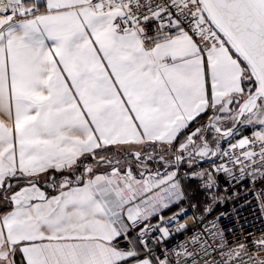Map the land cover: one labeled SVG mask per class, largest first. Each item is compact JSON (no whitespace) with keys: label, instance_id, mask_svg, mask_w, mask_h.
I'll return each mask as SVG.
<instances>
[{"label":"snow or ice","instance_id":"obj_1","mask_svg":"<svg viewBox=\"0 0 264 264\" xmlns=\"http://www.w3.org/2000/svg\"><path fill=\"white\" fill-rule=\"evenodd\" d=\"M241 188L264 215V0H0V264H264L207 219Z\"/></svg>","mask_w":264,"mask_h":264},{"label":"built area","instance_id":"obj_2","mask_svg":"<svg viewBox=\"0 0 264 264\" xmlns=\"http://www.w3.org/2000/svg\"><path fill=\"white\" fill-rule=\"evenodd\" d=\"M257 188H259V185H257ZM221 191H223V186H221ZM237 192L238 195L234 197H232L231 193H228L227 195L231 198L226 199L223 203H219L218 208L207 217V219L212 220L218 214H223L217 223L225 230L226 235L229 237L237 235L245 229L251 230L253 227L259 228L261 227L262 221H264V215L261 213L260 201L256 197V191L253 189L251 192H248L247 188H241L237 189ZM191 215L192 212L189 209L187 216L182 217V219H190ZM201 226L202 222L194 225L190 224L187 231L174 235L172 242H178L184 239L195 228ZM230 229L234 231H229Z\"/></svg>","mask_w":264,"mask_h":264},{"label":"trees","instance_id":"obj_3","mask_svg":"<svg viewBox=\"0 0 264 264\" xmlns=\"http://www.w3.org/2000/svg\"><path fill=\"white\" fill-rule=\"evenodd\" d=\"M218 206H219V203L214 207V210L213 211H215L218 208ZM174 210H175V208L170 209V211H174Z\"/></svg>","mask_w":264,"mask_h":264},{"label":"crops","instance_id":"obj_4","mask_svg":"<svg viewBox=\"0 0 264 264\" xmlns=\"http://www.w3.org/2000/svg\"><path fill=\"white\" fill-rule=\"evenodd\" d=\"M175 211V210H174ZM164 215H168V212H165Z\"/></svg>","mask_w":264,"mask_h":264}]
</instances>
